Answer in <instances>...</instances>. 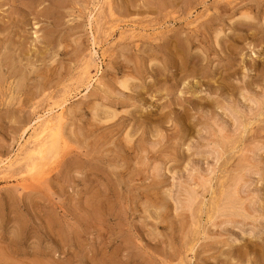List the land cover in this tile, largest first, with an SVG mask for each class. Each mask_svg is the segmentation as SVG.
Returning <instances> with one entry per match:
<instances>
[{
  "label": "rangeland",
  "instance_id": "obj_1",
  "mask_svg": "<svg viewBox=\"0 0 264 264\" xmlns=\"http://www.w3.org/2000/svg\"><path fill=\"white\" fill-rule=\"evenodd\" d=\"M263 29L264 0H0V264H264Z\"/></svg>",
  "mask_w": 264,
  "mask_h": 264
},
{
  "label": "bare ground",
  "instance_id": "obj_2",
  "mask_svg": "<svg viewBox=\"0 0 264 264\" xmlns=\"http://www.w3.org/2000/svg\"><path fill=\"white\" fill-rule=\"evenodd\" d=\"M243 16H244V18H249L250 17L248 14H244ZM129 80H130V78L126 77L125 79H123L120 82V86L125 88V89L128 88L129 87ZM96 105L99 106V104H96ZM110 112H109L111 114L110 118L115 117L118 114V112H115V110H112ZM63 115H64L63 111H59V113L56 114V115H52V113H50V114L46 115L45 117L42 116L43 118L41 120L39 119L40 120L39 121V128H38V130L35 129L36 132L34 133L31 146L28 147V144H27V147H28V150H27V154L28 155L27 156H28V159H29L28 160L29 162L27 163L28 171L29 170H31V171L32 170H35V171L36 170H40V171H42L41 168L44 166L43 162H44V160L46 158V155H47L46 153L47 152H50V153L53 152L54 153V151H56L57 148L60 146L62 135L64 137L63 130H62ZM95 115H98L97 109L95 111Z\"/></svg>",
  "mask_w": 264,
  "mask_h": 264
}]
</instances>
